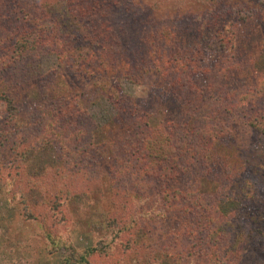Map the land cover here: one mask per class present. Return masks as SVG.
Masks as SVG:
<instances>
[{
  "label": "rangeland",
  "instance_id": "rangeland-1",
  "mask_svg": "<svg viewBox=\"0 0 264 264\" xmlns=\"http://www.w3.org/2000/svg\"><path fill=\"white\" fill-rule=\"evenodd\" d=\"M91 1L85 0L84 4ZM111 1L96 0L95 4ZM66 8L65 0H52L45 9L47 29L58 26L60 32L73 36L89 32L86 17L74 18ZM114 8L115 13H108L106 22L99 26L106 31L102 36L101 29L97 40H106L104 44L119 41L122 57L130 60L128 70L135 77L129 78L124 68L117 76L115 72L89 73L73 62L58 65L52 53H45L31 58L32 69L24 81L10 84L5 79L9 75L0 79V130L14 131L11 141L0 149V264H62L68 250L63 247L49 250L41 236L42 226L48 227L56 214L64 219L61 226L56 224V230L73 249L82 250L97 241L109 248L119 247L117 238L114 244L111 242L115 229L107 225L106 214L113 201L121 198L122 184L117 186L111 177L109 168L113 159L109 158L110 150L104 143L121 136L126 127L108 97L121 91L134 101L138 110L149 115L150 122L186 123V127H191L185 107L155 71L161 58L180 54L177 50L189 54L194 51L201 67L218 71L219 59L230 56L237 69L226 78L228 85L235 91L253 89L248 101L241 100L248 108L245 114L259 122L264 117V0H116ZM72 12L79 14L75 9ZM97 22L91 21V25L97 27ZM220 39L228 46L221 47ZM120 66L124 67L123 63ZM69 96L78 97L90 116L87 125H95L91 138L97 151L90 152L92 161L86 167L68 169L67 177L59 176L57 171L64 172V160L74 147L66 145L61 150L51 137L48 142L45 138L39 140L37 133L42 126L32 113L52 100ZM4 97L16 109L9 124L3 111ZM211 116L227 134L213 144L205 160L207 168L219 175L230 171L234 180L245 179L254 192L250 208L243 202L226 203L224 208L230 211L228 219L231 230L236 232V243H232L231 250L228 243V250L222 248L217 254H221L224 264H233L238 255L247 253L264 263V241L256 237L264 232V221L258 218V211L264 209V151L259 149L258 142L264 145V136H259L258 130L245 119L223 109L213 110ZM259 122L256 124L261 127ZM8 149L12 152L15 149L17 155L14 152L7 155ZM198 180L204 190L211 191V183L202 177ZM75 193L82 194L71 195ZM131 202L139 206L138 213L146 215L134 217L140 227L135 236L137 244L129 250V256L119 252H112V257L95 255L89 264H140L136 257L151 258L149 250L155 249L157 242L172 230L174 220L155 213L150 197H138ZM124 214L127 217L126 211ZM114 256L125 259L117 263ZM184 264L199 263L189 259Z\"/></svg>",
  "mask_w": 264,
  "mask_h": 264
},
{
  "label": "trees",
  "instance_id": "trees-1",
  "mask_svg": "<svg viewBox=\"0 0 264 264\" xmlns=\"http://www.w3.org/2000/svg\"><path fill=\"white\" fill-rule=\"evenodd\" d=\"M65 1L66 9L74 18L85 16L84 22L87 25L90 22L89 32L73 36L60 32L58 26L47 29L45 9L52 0H0V48L3 51L0 54V79L9 75L5 79L10 84L24 81L30 75L28 71L32 69L31 60L45 53H52L58 65L64 61L73 62L77 67L78 64L84 66L89 73L93 71L109 75L115 72L117 76L121 75V69L124 68L129 78L130 75L135 77L128 70L130 60L127 56L122 57L119 41L104 44L106 40H97L100 36L98 32L102 29L99 26L106 22L108 13H115L116 0L106 2L105 5L95 4L96 0H92L89 5L84 4L85 0ZM72 9L79 14H73ZM91 21H98V26L91 25ZM101 31L104 36L106 30ZM219 45L228 46L222 39ZM177 52L180 54L161 58L155 71L164 79L172 96L185 107L191 119V127H186V123L150 122L149 115L138 110L134 101L121 91L115 97H108L116 116L126 127L121 136L104 143L109 147V158L113 159L109 168L111 177L117 186L122 184L119 191L121 198L116 199L120 203L114 200L112 209L106 214L107 225L115 229L111 242L114 244L117 238L119 247L115 245L117 249L109 248L108 244L97 241L82 250L73 249L67 238L56 230V224L61 226L64 222L63 215L56 214L48 227L42 226L41 236L49 250L59 247L68 250L62 264H89L95 255L112 257V252L129 256V250L137 244L135 236L140 227L139 220H134V217L146 215L144 212L138 213L139 206L131 202L138 197H150L155 213L175 222L172 230L157 242L156 248L149 250L151 258L136 257L138 263L184 264L192 259L199 264H224L225 260L221 254L217 257V252H221L222 248L227 251L228 243H231L228 246L230 250L234 247L232 243H236V232L230 228V211L226 212L224 207L226 203L232 205L243 202L250 208L254 192L245 179L239 182L234 180L230 171L225 170L219 175L207 168L205 160L213 144L227 134L211 115L213 110L223 109L245 119L258 130L259 136H264V117L260 119L262 126L259 127L256 124L259 120L245 114L248 108L246 102L241 100L248 101L253 89L235 91L228 85L226 78L237 69V65L231 64L230 56L219 59L221 65L215 71L213 67H201L200 59L194 51L191 54L182 50ZM121 63L124 67L120 66ZM221 71L226 73H217ZM4 99L6 106L3 111L8 121L6 123L9 124L16 109L9 98ZM35 112L32 115L36 114L42 126L37 133L41 137L39 140L45 138V142H48L51 137L57 141L61 150H65L66 145L74 147L72 153L64 158V172L62 169L57 171L59 176H67L68 169H82L88 161H92L90 152L97 151L91 138L95 125H87L90 116L79 104L77 96L52 100ZM12 134V130H0V149L5 142L11 141L9 138ZM258 145L264 151V145L260 142ZM13 150L17 155L18 152ZM13 152L8 149L7 155ZM201 177L211 183V191L201 186L198 180ZM81 194L71 195L79 197ZM130 202L132 205H128ZM258 213L259 220L264 221V209ZM263 234L249 236L264 241ZM123 257L114 256L113 259L123 263ZM234 263L264 264L252 253L238 255Z\"/></svg>",
  "mask_w": 264,
  "mask_h": 264
}]
</instances>
